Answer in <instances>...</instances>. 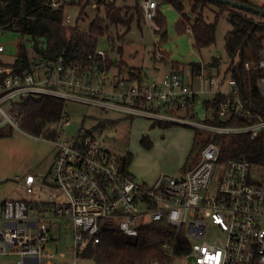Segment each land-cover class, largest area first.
Returning a JSON list of instances; mask_svg holds the SVG:
<instances>
[{
  "label": "built area",
  "instance_id": "2783aa9c",
  "mask_svg": "<svg viewBox=\"0 0 264 264\" xmlns=\"http://www.w3.org/2000/svg\"><path fill=\"white\" fill-rule=\"evenodd\" d=\"M5 3L0 0V8ZM51 5L59 8L62 1L52 0ZM159 5V0H140L144 18L154 19ZM64 24L72 25L71 15L64 14ZM186 30L192 34L190 25ZM7 32L0 27V37ZM6 51L0 39V124L10 122L20 129L25 116L18 106L48 95L213 133H250L254 138L264 131V117L245 105L236 77L226 71L206 75L199 62L198 72L192 64L181 69L170 65L161 77L130 80L110 74L105 65L98 67L97 59L105 62L107 58L104 50L82 61H69L64 54L54 61L38 59L23 71L2 59ZM245 67L252 66L246 62ZM258 68L264 94V51ZM204 93L211 94L203 103L205 108L207 101L222 96V118L244 114L250 123L216 125L175 116L200 102L199 95ZM69 122L64 114L47 126L54 131L47 140L56 148L48 178L65 201L55 195L36 201L6 199L0 216V255H16L15 264H55L57 253L50 244L61 238L60 220L64 218L73 224L75 257L98 243L102 230L113 223L125 234L136 236L140 225L166 219L177 234L183 232L190 240L189 250L171 253L169 264L177 255L184 258V264H264V182L249 159L221 160L220 147L212 137L191 168L178 176L162 174L147 185L122 170L119 157L91 128L81 127L75 136H64L60 130ZM35 180L34 174L26 175L28 192L34 190ZM210 225L224 233L223 241L208 240Z\"/></svg>",
  "mask_w": 264,
  "mask_h": 264
},
{
  "label": "rangeland",
  "instance_id": "374dc122",
  "mask_svg": "<svg viewBox=\"0 0 264 264\" xmlns=\"http://www.w3.org/2000/svg\"><path fill=\"white\" fill-rule=\"evenodd\" d=\"M61 1L67 2L66 13L71 15L72 25L77 24L84 31L90 30L98 16L105 15L103 5L97 7L101 0H90L84 8L76 2L72 3V0ZM102 1H115L127 16L134 15L136 7L140 9L138 0ZM180 1L183 3V11L175 6L173 0H159V10L165 19L163 30H160L158 17L146 20L144 17L135 16L130 26L103 21L106 30L99 36L96 49L107 52V57L111 60L110 66L108 65L110 74L117 72L129 79V71H142L146 80L147 77L152 80L165 75L172 62L184 64L199 62L203 65V72L211 75L218 71H226L232 62L240 61V52L232 57L226 50V36L233 28L228 16L230 10H224L217 20L216 41L209 46L197 48L191 33L186 30L180 32L177 29L178 22L183 14L190 20V24L201 15L208 21H214L216 13L221 12V8L209 3L193 11L196 0ZM246 2L264 7V0ZM255 19L259 20V17L255 16ZM0 39L5 42L7 48L2 59L8 63L15 61L22 45L29 49L32 47L29 37L18 32H7ZM245 54L246 59L255 65L256 53L247 47ZM196 86L199 87V82ZM210 96V93L200 94V102L178 111L175 116L198 121L212 118L213 110L203 106L204 101ZM64 112L70 119V122L64 124L60 130L64 136H75L81 127L91 128L94 135L107 149L113 151L120 161L128 157L130 174L147 185H152L162 174L178 176L190 164L195 163L198 152L195 138L199 130L193 126L170 121L165 124V121L146 116H132L116 110L106 111L99 106L73 100L66 102ZM2 117L0 114V120ZM19 125L20 129L10 122L0 124V204L6 199L46 200L51 195L65 201V195L60 189L52 186L48 178L56 153L54 144L47 140L52 135L49 132H41L35 133L38 136L36 137L25 124ZM200 132L203 138L208 135L206 131ZM29 173L36 176L32 192H28L23 182ZM60 224L61 238L53 240L50 244L57 253L55 264H74V260L77 264H96L92 258L81 255L75 257L72 221L64 218L60 220ZM224 237L223 232L215 230L210 225L207 232L209 241L221 242ZM16 258V255H0V264H15ZM172 264H184V258L179 255L172 257Z\"/></svg>",
  "mask_w": 264,
  "mask_h": 264
},
{
  "label": "trees",
  "instance_id": "16d2710c",
  "mask_svg": "<svg viewBox=\"0 0 264 264\" xmlns=\"http://www.w3.org/2000/svg\"><path fill=\"white\" fill-rule=\"evenodd\" d=\"M51 1L6 0L4 7L0 8V27L8 32H18L28 36L32 44L31 49L22 45L21 51L13 63L20 71L28 70L32 61L42 58L54 61L62 54L69 61L86 60L89 54L97 50L98 38L105 33L104 20L115 25L130 26L135 16L144 17L141 7L140 9L134 7L135 14L127 16L115 1L103 2L101 0L97 3V7L103 5L104 17L98 16L93 21L90 30L84 31L77 24H64L66 1H62L59 8H54ZM238 1L246 2V0ZM75 2L84 8L90 3V0H72V3ZM173 2L180 11H183L182 1L173 0ZM209 3L216 4L221 8V12L216 13L214 21H208L201 15L190 24V20L183 14L177 29L180 32L185 31L190 25L195 46L197 48L209 46L216 41L217 20L224 10H230L228 16L233 28L226 36V50L232 57L240 52L241 59L237 63L232 62L226 72L238 80L245 105L264 117V94L260 87L262 70L258 68L264 51V16L209 0H196L193 11H197L199 7H205ZM255 16H258L259 20H256ZM156 17L161 25L160 30H163L165 19L161 16L159 8ZM247 47L256 53L255 65L246 59L245 48ZM246 62L252 66L250 69L245 67ZM97 63L100 69L104 65L108 68L111 60L108 57L105 62L102 59H97ZM191 64L194 67V72L201 70L199 64ZM171 65L175 69H181L188 64L172 62ZM141 72L129 71V79L142 78ZM223 102H225V98L222 96H218L215 102H206V109L213 110V117L207 118L209 123L227 126H242L250 123L244 114L222 118L219 109ZM65 105L64 99L48 95L30 98L18 106V111L25 116L21 123L25 124L32 134L49 132L53 135L54 131L47 126L55 117H62L66 114L64 112ZM197 130L199 131L196 132L195 144L198 145V152L195 162H197L204 145L213 137L220 147L221 160L241 156L249 159L256 170L260 172L259 175L264 182V131L252 138L250 133L224 134L203 130L208 133L203 138L202 132H200L202 130ZM192 165L185 168V171ZM120 167L124 172L128 171V157L124 161H120ZM189 248L190 240L184 233L177 234L173 225L169 224L166 219H162L140 225L139 233L136 236L125 234L116 223H113L102 230L99 242L90 245L82 256L92 258L96 264H169L171 253L183 254Z\"/></svg>",
  "mask_w": 264,
  "mask_h": 264
},
{
  "label": "water",
  "instance_id": "95a60500",
  "mask_svg": "<svg viewBox=\"0 0 264 264\" xmlns=\"http://www.w3.org/2000/svg\"><path fill=\"white\" fill-rule=\"evenodd\" d=\"M209 1L223 3L234 8L246 10L264 16V8L258 5L251 4L249 2H241L238 0H209Z\"/></svg>",
  "mask_w": 264,
  "mask_h": 264
},
{
  "label": "crops",
  "instance_id": "0c3cea01",
  "mask_svg": "<svg viewBox=\"0 0 264 264\" xmlns=\"http://www.w3.org/2000/svg\"><path fill=\"white\" fill-rule=\"evenodd\" d=\"M159 9H160V5H159ZM113 74H119V73H117V72H115V73H113ZM141 77L142 78H139V79H143L144 78V76H143V72H141ZM133 79H138V78H133ZM28 134V133H27ZM127 172H129V171H127ZM130 173V172H129ZM29 174H31V173H29ZM28 175V174H27ZM26 178V177H25ZM25 178L23 179V182L25 183ZM35 182H36V180H35ZM25 185H26V183H25ZM34 185H35V183H34ZM27 186V185H26ZM19 199H21V198H19ZM24 200H26V199H24ZM5 201V200H4ZM3 201V202H4ZM3 202L0 204V216H1V213H2V204H3ZM0 223H1V221H0ZM1 226V225H0Z\"/></svg>",
  "mask_w": 264,
  "mask_h": 264
}]
</instances>
